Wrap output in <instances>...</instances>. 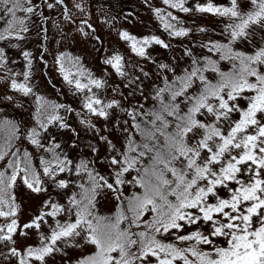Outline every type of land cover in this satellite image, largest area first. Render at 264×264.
<instances>
[{
	"label": "snow or ice",
	"instance_id": "obj_1",
	"mask_svg": "<svg viewBox=\"0 0 264 264\" xmlns=\"http://www.w3.org/2000/svg\"><path fill=\"white\" fill-rule=\"evenodd\" d=\"M143 3L169 39L116 29L154 65L136 75L122 52L107 54L97 25L134 11L0 0V264H264V0ZM176 10L224 19L193 26ZM171 38L178 55L148 51L175 52ZM93 41L128 91L108 94L107 68L96 74L83 54ZM43 83L57 97L67 86L81 106Z\"/></svg>",
	"mask_w": 264,
	"mask_h": 264
},
{
	"label": "rangeland",
	"instance_id": "obj_2",
	"mask_svg": "<svg viewBox=\"0 0 264 264\" xmlns=\"http://www.w3.org/2000/svg\"><path fill=\"white\" fill-rule=\"evenodd\" d=\"M127 5L130 4H134L136 5L135 9L137 8V13L136 15L133 17V25L129 24L128 26H132V28L134 29V32H141V35L144 34H151V33H155L157 34L156 29L153 27V25H151V22L154 23L156 26L159 25V21L157 20V18L155 17L154 13L152 12L151 8H149L148 6L144 5L143 0H124ZM111 2H115V0H111ZM150 2L152 4H154L155 6H162V1L161 0H150ZM195 0H188L189 5L194 4ZM217 3H228V0H216ZM46 15L49 16H54L55 13L54 12H46ZM193 14L192 20L194 21V23H203V24H209V23H213L215 21V17L213 14H208V13H191ZM98 15V14H97ZM139 16V17H138ZM97 25L100 29V32L103 34L102 39L105 41L106 46L108 48V53L107 54H111V52L113 50L115 51H120L121 49H123L126 52H123V54L125 55L126 61L128 62V68L130 70L131 68V60H132V53L130 46L127 44V42L122 41L118 35L117 32L115 33L113 30H109L107 31L101 24V22L97 21ZM105 30L107 32H105ZM54 30L52 29L51 23H50V46H54L55 45V36L53 35ZM39 41L40 38H38ZM66 44L70 45V48L77 51L79 50L80 52V46H71V42L70 41H66ZM37 46L36 48L38 49V45L39 43H36ZM123 47V48H122ZM121 48V49H120ZM151 50H156L159 54H160V58H166L165 55V50H163L158 44H153L149 47L148 51ZM86 54L89 58L88 62L90 67L93 69L94 72H96V74L98 75H105L104 69L107 68V74H106V78L108 79V83H109V87L107 89V92L109 95H112V88L113 87H119L122 90H126L125 86L122 87V84H120V81L124 80V78L120 77L118 73H115L114 69L111 66L105 65L103 60L101 59V57H103L106 53L105 50L103 48L100 47V45L96 44L95 41H93L92 46L89 47V49L83 53ZM166 60V59H164ZM136 75H139L140 73L136 71V69H132ZM47 73L49 74L48 76H44L42 69L38 68L37 69V75H39L37 78L41 81H47V78L49 76L52 77V79L56 82V84H58L59 86L61 85L62 82V78L57 74L56 70L49 67ZM43 89L46 90L47 92H50L49 95H53L56 96V92L55 89H52L53 87L48 86L46 83H43ZM64 95L62 96L64 98L63 101H66L68 103H71L73 105V107H80L81 105H79L78 101H79V96H75L72 92H70L67 88V86H63L62 90H61ZM127 91V90H126ZM57 97V96H56ZM58 98V97H57ZM60 99V98H58ZM61 100V99H60ZM62 101V100H61ZM73 126H80L81 128H83V125L80 124V120L79 117L77 116V114L75 112H73L71 114V121H70ZM71 133H68V136H70ZM67 138V136H66ZM87 137L82 133L81 139H86ZM84 152L87 153V148H83ZM18 199H20L25 206L28 208L29 211H34L35 207H36V202L29 198V196L27 195V192H18Z\"/></svg>",
	"mask_w": 264,
	"mask_h": 264
},
{
	"label": "trees",
	"instance_id": "obj_3",
	"mask_svg": "<svg viewBox=\"0 0 264 264\" xmlns=\"http://www.w3.org/2000/svg\"><path fill=\"white\" fill-rule=\"evenodd\" d=\"M162 1V3H163V0H161ZM108 2L114 7V10H115V12L117 13V14H120V13H123L124 15H126L127 16V13H128V11L129 10H132V11H134V13H135V15H136V13H137V8L135 9V7H136V5H134V4H128L127 5V3L124 1V0H115V2L113 3V2H111V0H108ZM101 4H103V0H101ZM177 11V14L178 15H181V16H183L184 17V20L186 21V23H188L189 25H195V24H198V23H194V21L192 20V17H193V14H191V13H182V12H180L179 10H176ZM215 16V15H214ZM139 17V16H138ZM222 19H224V18H221V17H215V21L213 22V23H209V24H207L208 26H209V28H218L219 27V25H220V22H221V20ZM133 20H134V18H133V16H128V18L127 19H121V20H118L117 22H116V25H115V27H109L108 25H106V24H102V26L107 30V31H111V30H113L115 33H116V29L118 28V27H127V28H129V30L130 31H132V32H134V29L132 28V26L131 25H133ZM129 24H131L130 26H128ZM151 25H153V27L156 29V31H157V34H159V35H161L164 39H166V40H168L169 39V37H168V35H167V33L164 31V29L163 28H161L159 25L158 26H156L154 23H152L151 22ZM105 30V32H107ZM135 34H137V35H141L140 33L141 32H134ZM199 36V34H196V37H198ZM38 38L39 37H36V36H34V37H32V39L29 41V45L28 46H37V44L36 43H39V45H40V43L42 42V41H39L38 40ZM172 40H173V42H174V44L176 45V50H175V52H172V51H170V50H167V49H164L163 47H161L163 50H165V55H166V58H164V59H166V60H168L169 58H170V56H172V55H178L179 54V44H180V38H171ZM128 44V43H127ZM39 45H38V49L37 50H39ZM129 45V44H128ZM130 46V45H129ZM123 48V47H122ZM121 49V48H120ZM131 49V48H130ZM70 50H72V51H74V52H76L77 54H80V52H79V50H78V52L77 51H75V50H73V49H71L70 48ZM120 52V51H119ZM121 52L123 53V52H126V51H124L123 49H121ZM149 52L152 54V55H154V56H156L158 59H163V58H160L161 56H160V54L156 51V50H149ZM12 54L13 55H16L17 53L15 52V51H13L12 52ZM129 54H132V60H131V68H130V70H132L133 68H134V65H136V64H138V63H143V65H144V67H145V70L146 71H149V72H152V71H154V65L152 64V62L151 61H149L147 58H141V57H139L137 54H135V53H129ZM86 55V54H85ZM87 56V55H86ZM87 58H89L88 56H87ZM87 61H88V59H87ZM90 66V65H89ZM38 68H41V67H38ZM37 68V69H38ZM137 72H139L138 70H136ZM43 75L44 76H48L49 74L47 73V71L46 72H43ZM39 75H37V77H38ZM62 78V77H61ZM120 84H122V87L123 86H125V88H126V90L128 91L129 90V86H128V84L126 83V82H124V80H122V81H120ZM57 86H59L58 84H56ZM52 89H54V88H52ZM61 90H62V88H61ZM125 90V91H126ZM46 91V90H45ZM47 92V91H46ZM48 94H50V92H47ZM51 97H56V96H53V95H50ZM57 98V97H56ZM58 98H60L61 100H62V102H63V100H64V98L62 97V96H60V97H58ZM65 139H67L66 138V136L64 137ZM84 149H82V151H83ZM84 152V151H83ZM85 153V152H84ZM37 163H38V161H37Z\"/></svg>",
	"mask_w": 264,
	"mask_h": 264
}]
</instances>
